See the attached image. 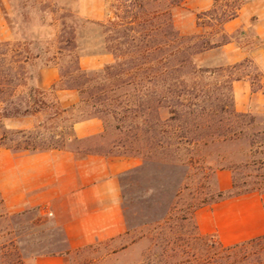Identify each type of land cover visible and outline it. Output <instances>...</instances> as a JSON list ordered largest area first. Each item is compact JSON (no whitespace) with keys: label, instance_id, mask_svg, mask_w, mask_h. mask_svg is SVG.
Wrapping results in <instances>:
<instances>
[{"label":"trees","instance_id":"trees-1","mask_svg":"<svg viewBox=\"0 0 264 264\" xmlns=\"http://www.w3.org/2000/svg\"><path fill=\"white\" fill-rule=\"evenodd\" d=\"M160 1L123 0V13L116 12L109 24L77 15L81 28L91 26L95 35L63 26L52 55L47 49L10 55L9 43H0V120L44 115L32 129H4L0 147L15 153L72 149L80 155L140 158L142 163L122 177L130 186L143 184V214L136 223L129 222L121 237L127 245L148 241L140 264H186L185 258L201 247L218 255L216 264H233V256L260 245L264 236L225 246L198 232L194 213L220 200L264 192V116L238 112L233 94L234 82L241 79L249 81L253 93L263 92L264 73L250 60L201 63L202 55L231 41L224 24L238 15L241 0L227 5L215 0L197 16L201 30L192 34L181 33L175 22L185 0H167L166 9L159 8ZM153 3L157 7L147 9ZM206 27L211 31H204ZM103 54H111L113 61L98 69L81 66V58ZM37 60L42 61L38 70H59V81L49 91L34 85L38 70L29 68ZM252 66L255 72H247ZM62 90L75 91L78 101L64 107L55 97ZM93 117L103 122L104 132L82 143L73 125ZM221 169L232 173L227 191L216 187ZM123 199L126 209L132 195L125 193ZM64 252L69 253L67 248L30 251L25 257ZM22 260L16 251V262L6 264ZM210 260L206 256L201 264Z\"/></svg>","mask_w":264,"mask_h":264},{"label":"crops","instance_id":"crops-1","mask_svg":"<svg viewBox=\"0 0 264 264\" xmlns=\"http://www.w3.org/2000/svg\"><path fill=\"white\" fill-rule=\"evenodd\" d=\"M214 4L215 0H185L175 13L177 28L180 30V15L185 11L195 17L193 29L180 32H198L201 29L197 15ZM87 11L90 15L92 5ZM253 18L257 36L264 38V0L245 3L238 15L224 24L231 41L219 48L227 52V64L252 58L263 68L264 47L247 52L232 39L234 33L250 24ZM83 60L86 64L81 65L83 68L98 69L111 63L113 57L111 54L88 56L81 58L80 63ZM58 81V68L48 66L37 71L34 85L49 91ZM233 94L238 112L254 113V106L264 109V91L253 93L246 79L234 82ZM55 97L64 107L78 101L77 93L72 90L58 91ZM38 119L39 115L3 118L0 125L9 130L32 129ZM73 131L82 143L93 142L103 134L104 125L93 117L75 122ZM141 163V159L134 156L93 152L80 155L72 149L15 153L0 147V194L9 212L36 208L41 215L49 217L64 233L70 253L95 243L115 241L125 234L121 177ZM216 187L220 191L232 187L230 170H217ZM194 219L200 234L212 236L225 246L264 236V192L245 193L201 207L195 211ZM66 257V252L39 255L33 259V264H67Z\"/></svg>","mask_w":264,"mask_h":264},{"label":"rangeland","instance_id":"rangeland-1","mask_svg":"<svg viewBox=\"0 0 264 264\" xmlns=\"http://www.w3.org/2000/svg\"><path fill=\"white\" fill-rule=\"evenodd\" d=\"M240 0H219L222 5L233 4ZM251 0H241L244 5ZM123 0H0V43L7 42L10 55L17 51L31 50L36 53L39 50H48L51 55L59 46L58 40L63 26H78L80 35L92 37L94 29L88 26L82 29L75 16L79 15L81 19L102 20L109 24V20L115 13L122 14L124 11ZM167 0H161L159 8H167ZM92 5L90 15L86 13L87 7ZM155 3L149 5L147 9H155ZM88 12V11H87ZM199 15V14H198ZM197 15V16H198ZM179 28L181 31H191L195 17L182 11L180 15ZM239 29L233 35V40L243 51H255L264 47V38L257 36L253 22ZM207 33L210 28H205ZM31 42L29 45L25 43ZM101 49V48H100ZM4 48H0L2 52ZM18 53V52H17ZM227 52L220 49H214L200 57L201 63L207 66H216L227 62ZM113 57V56H112ZM250 61L260 70L261 64L249 58ZM85 60L81 62L86 66ZM42 61L32 62L29 72H36ZM254 73V66L246 70ZM264 73V71H263ZM255 105V104H254ZM252 113L258 117L264 116L263 108H256ZM40 115L39 119H43ZM3 125H0V134L3 132ZM211 181H206L208 184ZM192 182V187L194 186ZM140 185L143 184L140 182ZM129 185L127 178L122 177V196L132 195V203L125 209V199H123V211L126 216L127 227L139 221L143 214L141 202V186ZM211 186V183L209 184ZM188 191L185 192V194ZM146 198V197H145ZM190 229V228H189ZM15 240L12 242V240ZM127 239L119 238L115 241H105L95 243L83 249L73 251L67 254V264H140L143 254L149 243L142 239L133 244H126ZM124 248H123V247ZM66 243L63 241L61 228L55 224L49 217L40 214L38 209L29 208L18 212H9L3 203L0 194V264H6L10 261L16 262V251L23 257V264H33V258L25 257L30 251H51L65 250ZM208 256L211 264H216L218 255L213 252L207 253L204 248L193 250L189 257L184 261H191V264H201L202 260ZM233 264H264V241L260 245L249 247L246 252L239 253L232 257Z\"/></svg>","mask_w":264,"mask_h":264}]
</instances>
